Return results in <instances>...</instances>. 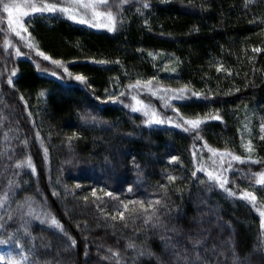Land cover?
Wrapping results in <instances>:
<instances>
[{"label":"trees","instance_id":"1","mask_svg":"<svg viewBox=\"0 0 264 264\" xmlns=\"http://www.w3.org/2000/svg\"><path fill=\"white\" fill-rule=\"evenodd\" d=\"M48 1L0 24V237L21 264H264V0H107L102 27Z\"/></svg>","mask_w":264,"mask_h":264},{"label":"rangeland","instance_id":"2","mask_svg":"<svg viewBox=\"0 0 264 264\" xmlns=\"http://www.w3.org/2000/svg\"><path fill=\"white\" fill-rule=\"evenodd\" d=\"M60 2H67L64 6H68V17H70L75 22L81 23L82 25H89L95 27H102L105 24V20L107 18L98 16L92 13V8H98L99 5L102 4V1L98 2L97 0H59ZM9 2V10L5 11L4 9H0V24L5 23L6 26L13 24L16 28L24 29L23 24H25V19L28 16V11L41 13L44 10L45 6L50 5L48 0H10ZM74 2L73 4H71ZM46 4V5H45ZM49 7V6H48ZM106 16V15H105ZM107 17V16H106ZM109 20V19H108ZM12 28V25L11 27ZM14 30V29H13ZM38 54V52H35ZM7 59V55H6ZM167 63V62H166ZM134 98L138 99V94L134 93ZM140 100V99H139ZM137 101V100H136ZM135 102V101H134ZM136 103V102H135ZM144 104L142 107L149 108V104L147 102H142L141 105ZM137 106L139 105L140 108V101ZM151 108V107H150ZM258 125L259 133L264 132V118H258L256 121ZM243 133L244 137V144L249 147L250 145V131L247 127ZM205 166L211 168L214 173H218L220 177V170L221 165L219 160L210 156H205L200 158ZM243 192H238V196H242ZM247 195H245L246 197ZM248 200L250 202H254L253 196H249ZM31 209L32 206H31ZM260 214L262 217V227L264 229V207H260ZM28 260V252L22 247V245L17 241L16 237L13 234L7 235L6 238L0 237V264H21Z\"/></svg>","mask_w":264,"mask_h":264},{"label":"snow or ice","instance_id":"3","mask_svg":"<svg viewBox=\"0 0 264 264\" xmlns=\"http://www.w3.org/2000/svg\"><path fill=\"white\" fill-rule=\"evenodd\" d=\"M102 2H103L104 4H107V0H102ZM4 10H5V11H8V10H9V5H8V4H5V5H4ZM44 10H45V11H56L57 9H56L54 6H51V7L45 6V7H44ZM41 55H42V53H41ZM45 59H47V57H45ZM77 79H82V77H77ZM186 123H192V126H193V127H197L198 124H199L198 121H196V122H186ZM221 186H223V185H221ZM262 215H264V213H262ZM52 223H53L54 225H56L57 227H60V226L57 224V222H56L55 220H52ZM72 243L74 244L75 241H72Z\"/></svg>","mask_w":264,"mask_h":264}]
</instances>
